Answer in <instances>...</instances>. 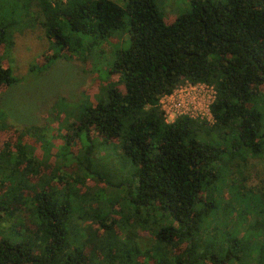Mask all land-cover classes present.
Instances as JSON below:
<instances>
[{
  "label": "trees",
  "instance_id": "obj_1",
  "mask_svg": "<svg viewBox=\"0 0 264 264\" xmlns=\"http://www.w3.org/2000/svg\"><path fill=\"white\" fill-rule=\"evenodd\" d=\"M188 1L166 23L155 0H0V93L17 81L16 32L42 28L43 67L94 66L117 32L128 41L115 50L113 84L67 126L85 141L55 156L75 163L73 173L38 162L25 138L42 141V126L19 128L0 107V130L12 131L0 144V264H264V191L262 216L242 234L222 203L229 173L264 158V0ZM186 82L213 88L211 121H166L161 98ZM94 135L119 141L133 164L114 199L101 187L80 191L88 177L118 176L94 158ZM23 213L28 223L3 226Z\"/></svg>",
  "mask_w": 264,
  "mask_h": 264
},
{
  "label": "rangeland",
  "instance_id": "obj_2",
  "mask_svg": "<svg viewBox=\"0 0 264 264\" xmlns=\"http://www.w3.org/2000/svg\"><path fill=\"white\" fill-rule=\"evenodd\" d=\"M114 1L124 6V0ZM155 1L166 23H170L177 15L190 8L188 0ZM116 34L118 36L117 39L113 38L114 42L103 45L108 52L99 55L94 66L91 65L90 59L87 63L79 59L71 61L59 59L43 67L46 62L43 65L40 64L39 55L43 51H49L50 46L42 28L37 25L35 28L15 33L9 64L12 66V72L17 81L0 93V107L7 115L4 119L19 128L29 124L42 126L43 132H41L44 135L42 141H38L35 137L25 138L31 155L38 162L50 165L55 161H62L63 172L73 173L77 169L76 164L70 163L66 157L61 160L55 156L58 153L67 154L68 152L76 154L79 146L85 143L80 137L74 142V137L72 138L74 131L68 130L67 126L77 120L87 103L96 102L113 84L114 78L109 73V68L115 57V50L128 44V41H123L119 37L120 32ZM32 66L34 69L31 68ZM206 88L207 91L202 92L203 96H199L200 105H203L212 95V89ZM204 109L205 106L202 107L204 112L202 114L199 106L192 114L197 118L210 121ZM11 133L12 131L8 129L0 130V144L4 140H11ZM66 134L70 135L69 142L65 140ZM92 144L94 145V158L105 163L103 168L110 172H107L109 175L113 173L118 176L102 182L88 177L80 191L101 187V189L105 188L108 195L114 199L122 195L116 182L120 178H131L133 164L130 159L122 155L119 141L105 142L99 136L94 135ZM229 174L222 191V203L229 205L223 218L229 222L231 228L237 229L242 234L262 216L256 210L260 202L258 198L260 192L264 191V158L249 156L245 163H240L238 172L236 168V172L234 169ZM231 179L237 182L240 188L232 183ZM20 216L21 218L13 219L3 226L20 221L26 224L27 214L23 213ZM141 236L145 237V241L149 238L146 233ZM260 238L262 239V236Z\"/></svg>",
  "mask_w": 264,
  "mask_h": 264
},
{
  "label": "built area",
  "instance_id": "obj_3",
  "mask_svg": "<svg viewBox=\"0 0 264 264\" xmlns=\"http://www.w3.org/2000/svg\"><path fill=\"white\" fill-rule=\"evenodd\" d=\"M184 85V87H182ZM206 87L212 89V95L210 99H207L203 105H200L199 96L202 95L204 90L207 91ZM205 91V93H206ZM204 93V95H205ZM214 97V90L211 86L202 83L192 84L186 82L175 88L172 93L164 95L161 100V108L164 111V116L166 121L170 122L175 119L178 115L186 114L191 117L197 118L192 114L200 106V111L203 114L202 107L205 106V112L208 113L210 119L212 120L209 105ZM200 119V118H199ZM210 120V121H211Z\"/></svg>",
  "mask_w": 264,
  "mask_h": 264
}]
</instances>
